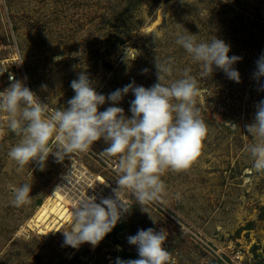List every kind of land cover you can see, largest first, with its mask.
Here are the masks:
<instances>
[{
	"label": "rangeland",
	"instance_id": "obj_1",
	"mask_svg": "<svg viewBox=\"0 0 264 264\" xmlns=\"http://www.w3.org/2000/svg\"><path fill=\"white\" fill-rule=\"evenodd\" d=\"M185 30L198 35V42L215 36L229 44V55L242 57L233 65L241 82L215 66L211 76L202 78L200 65L176 44L177 34ZM262 54L264 0H0V70L14 66L15 80L23 81L50 110L68 106L75 95L71 81L81 72L107 96L132 81L151 87L158 82L156 58H172V76L165 83L191 69L199 88L196 106L208 127L190 168L162 177L165 202L143 206L152 218L132 192L123 189L117 195L128 211H120L113 230L95 248L84 243L74 249L64 244L68 225L44 233L27 221L75 162L111 184L95 195L114 198L110 193L118 188L117 160L106 162L98 156L108 147L101 138L92 150L62 162L50 154L43 171L35 162L20 170L8 156L20 137L7 128V116L0 113V264H115L117 257L137 259V248L127 237L148 228L166 230L163 247L175 264H264V173L252 167L246 149L253 141L245 127L253 123L256 105L264 100V77H254ZM12 82L2 71L0 92ZM134 98L129 92L116 105L129 118ZM109 106L110 101L99 111ZM57 145L53 136L49 147L55 151ZM24 183L31 185V203L15 207L14 190Z\"/></svg>",
	"mask_w": 264,
	"mask_h": 264
},
{
	"label": "clouds",
	"instance_id": "obj_2",
	"mask_svg": "<svg viewBox=\"0 0 264 264\" xmlns=\"http://www.w3.org/2000/svg\"><path fill=\"white\" fill-rule=\"evenodd\" d=\"M197 36L185 30L184 34H177L176 44L200 65L201 77L211 76L215 66L230 80L240 83V73L233 65L242 57L230 56V45L222 39L214 36L210 42H198ZM172 64V58L163 62L156 58L157 83L146 88L132 81L107 96L98 93L89 76L81 72L71 81L75 95L68 100V106L56 110H50L21 80L13 79L0 92V113L7 116V128L20 137L8 151L18 169L35 162L43 171L50 154L56 162H62L71 154L92 150L101 138L108 147L98 156L106 162L117 160V199L105 198L97 203L95 196H87L81 200L73 208L70 230L63 232L65 245L74 249L84 243L98 246L120 220V209L128 211L117 196L123 189L130 190L142 211L151 217L143 206L165 202L167 192L162 177L168 171L188 170L200 155L208 127L196 106L198 82L190 74L191 69L185 68L181 78L165 83L166 77L172 76ZM256 65L254 77L259 80L264 77V54ZM148 71L145 68L142 73ZM129 92L135 97L130 102V118L123 108L116 106ZM109 101L112 106L99 111ZM245 127L253 141L246 149L252 167L255 172L264 173V100L256 105L253 123ZM53 136L58 142L55 151L49 147ZM30 192L28 183L15 188L12 205L30 204ZM167 238L164 229H140L127 237L128 243L136 246L139 258L117 257L115 264H175L172 253L163 247Z\"/></svg>",
	"mask_w": 264,
	"mask_h": 264
},
{
	"label": "bare ground",
	"instance_id": "obj_3",
	"mask_svg": "<svg viewBox=\"0 0 264 264\" xmlns=\"http://www.w3.org/2000/svg\"><path fill=\"white\" fill-rule=\"evenodd\" d=\"M78 167L82 168L83 166L79 164ZM81 172L83 174L86 172L88 174V172H90L89 173V177L91 178L90 180L93 181L94 179L100 185L97 189L98 191H102V190L107 191L108 188H110L111 184L101 174L91 173V171L87 169ZM55 185L56 186L54 191L51 192L52 194H48L47 198L45 197L46 199L44 203L38 207L36 213L31 218H29L28 221L26 220L28 222V226L37 227L40 232L49 233L50 230L57 231L64 224L68 225L70 228V224L73 219V210L71 207H69V204L72 202V200L69 198L68 194L63 193L64 191L61 190L62 186L58 184ZM115 197L116 194H114V198ZM118 197L121 199L120 196ZM121 210L122 209H120V211Z\"/></svg>",
	"mask_w": 264,
	"mask_h": 264
},
{
	"label": "built area",
	"instance_id": "obj_4",
	"mask_svg": "<svg viewBox=\"0 0 264 264\" xmlns=\"http://www.w3.org/2000/svg\"><path fill=\"white\" fill-rule=\"evenodd\" d=\"M13 65H17L16 62L12 61ZM2 71L6 74L7 78L9 80H13L17 76V72L14 68V66L9 67V68H4V70H0V74H2ZM77 162H75L73 165L69 166L67 171L65 172L64 175H62V180L58 183V185L62 186V191H64V194H68L69 198L73 201L74 199V204H70L71 208H74L81 200L86 199L87 196L96 197V202L100 203L102 199L107 198L105 194L100 193L95 195V193L98 191V187L100 186L97 181L93 179L91 181L89 177V173H82L81 171L88 169V167L84 164L83 167L87 168H80L77 166ZM98 183V184H97ZM111 195H114L110 193ZM115 200L114 198H112ZM117 199V197H116ZM69 206V207H70Z\"/></svg>",
	"mask_w": 264,
	"mask_h": 264
}]
</instances>
